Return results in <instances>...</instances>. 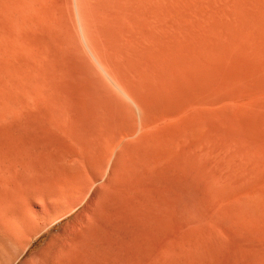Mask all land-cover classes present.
Returning <instances> with one entry per match:
<instances>
[{"label":"rangeland","instance_id":"374dc122","mask_svg":"<svg viewBox=\"0 0 264 264\" xmlns=\"http://www.w3.org/2000/svg\"><path fill=\"white\" fill-rule=\"evenodd\" d=\"M0 159V264H264V0H0Z\"/></svg>","mask_w":264,"mask_h":264},{"label":"bare ground","instance_id":"6f19581e","mask_svg":"<svg viewBox=\"0 0 264 264\" xmlns=\"http://www.w3.org/2000/svg\"><path fill=\"white\" fill-rule=\"evenodd\" d=\"M21 162V161H20ZM27 164V163H26ZM23 167V166H22ZM26 168V167H25ZM29 168V167H28ZM19 170L20 169V163H18L17 161H15L14 159H0V208L2 209V203H1V199L2 197L9 195L11 192V190L13 189V187L15 186V184L17 183V179H18V175H19ZM23 170V169H22ZM21 170V171H22ZM23 173V172H22ZM22 176V175H20ZM22 180V179H20ZM79 182V181H78ZM19 183V182H18ZM76 183V182H75ZM87 183V182H86ZM17 185V184H16ZM17 187V186H16ZM84 190V189H83ZM81 190V191H83ZM11 197V195H10ZM9 197V198H10ZM7 199V198H6ZM8 201V200H7ZM78 201V200H77ZM81 201V200H79ZM9 202V201H8ZM15 204V201L14 203ZM4 205V204H3ZM8 205V204H7ZM83 205V204H82ZM10 208V207H9ZM14 208V207H13ZM12 208V209H13ZM90 208H87L86 210H88ZM14 211V210H13ZM2 214V213H1ZM61 217V216H60ZM82 217V216H81ZM9 220V219H8ZM89 222H90V218L89 217H82L81 221L76 223L74 225L73 231L70 232V236L67 239V243H69L75 236H79L88 229L89 226ZM25 224V222H23ZM11 225L12 222L10 223ZM5 225V224H4ZM9 225V224H8ZM3 226V225H2ZM15 226V225H14ZM9 227V226H7ZM16 228V227H15ZM52 227H50L49 229H51ZM14 230V228H12V231ZM17 230V229H16ZM19 232V231H18ZM15 236V235H14ZM17 237V236H16ZM62 244V243H61ZM60 244V245H61ZM59 245V246H60ZM58 246V247H59ZM70 245L67 244V246L65 247V249H61V247L59 249L60 250V260L64 257L63 254L66 252L67 247H69ZM31 247V245H29L23 252L22 254L18 257V259H20L23 255H25L27 253V251L29 250V248ZM4 259V258H3ZM64 259V258H63ZM62 259V260H63ZM1 260V259H0ZM18 262V261H17ZM16 263V262H15ZM13 263V264H15ZM35 263V262H34ZM33 263V264H34ZM44 263V261L42 262ZM2 264V263H1Z\"/></svg>","mask_w":264,"mask_h":264}]
</instances>
